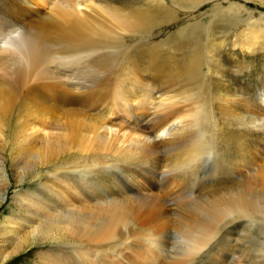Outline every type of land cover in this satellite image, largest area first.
Instances as JSON below:
<instances>
[{"label": "bare ground", "instance_id": "obj_1", "mask_svg": "<svg viewBox=\"0 0 264 264\" xmlns=\"http://www.w3.org/2000/svg\"><path fill=\"white\" fill-rule=\"evenodd\" d=\"M76 1L22 0L17 4L18 11L22 12L19 15L9 13L6 8L4 10L0 6V115H11L19 106L18 100L28 106H39L45 112L63 111V116H60L62 126L59 129L64 134L59 137L66 139L67 142L73 138L71 131L73 125L82 123L86 118H93L94 112L98 110L103 112L100 114L101 126L106 129L109 135L114 133V128L108 124L112 122V118L118 110L117 100L120 99L119 89L122 86H124V93L132 94L131 103H134L141 97L140 95V97H136L138 93L136 91L138 89L140 91L144 84L148 85L146 80L150 79L152 83L154 81L157 86L159 85L158 88L160 87L157 90L158 93H161L160 102L166 103V99L162 98L163 92L169 94L174 92L173 90L179 92L181 89H197L198 85L205 86L206 72L203 69L205 60L207 59V64L213 66L214 63L210 61L212 54L220 56L219 50L222 48L239 49L244 54L263 53L264 51V29L260 26V29H254L253 26L249 32H240V35L238 32L232 33L236 37L232 38L233 35L230 34V31L237 29L236 25L234 26L235 20L239 19L240 15L238 14L243 12V9L236 5L227 8L229 11H226L230 15L222 16L224 12H221L220 15L214 16L212 28L210 26L198 28L196 25L193 29L194 32H191L195 21L193 25L177 27L176 36L180 30L187 31V35L179 33L178 38L176 36L163 38L159 36L160 32L164 31L172 21L168 12L165 14L160 10L162 9L160 2L156 5L158 10H141L125 8L124 5V8L103 7L97 2L94 3V0H91L89 4L88 0ZM173 1L177 2L175 3L177 8L188 11L187 19L190 22L199 17V14L196 13L197 9L205 2L212 3L215 11L223 10L222 7L217 8L222 4L220 0ZM46 7L49 8L45 9ZM42 10H46V12ZM5 16L9 20L4 19ZM18 16L29 18L30 22L21 21L17 18ZM97 17H101L102 20ZM35 18L37 20L33 22ZM223 18L224 21L230 19V22L222 27L218 36L215 33L219 24L217 21L223 22ZM196 23H200V20ZM203 26L205 25L203 24ZM24 29V36L18 37L21 35L20 31ZM201 31H205L208 35H206L205 43L201 42L202 47L198 45L191 47L192 42L196 40L190 39V37L200 40L201 35L198 33ZM260 35L263 39H260ZM127 38L137 41L132 48L129 46L125 48V44L121 45ZM238 41L243 42L244 45L238 46ZM157 42L164 44L162 51L157 49ZM259 46H263V49ZM54 55H56L55 63H51L52 61L48 63L49 56ZM53 65L56 69L52 67ZM212 68L214 69V67ZM215 68L217 75H215L213 85L232 92L229 83L224 80L223 74L226 70L220 61H216ZM107 95L113 105L108 103ZM113 96L116 98L115 101ZM167 98L172 100L174 97ZM228 99L234 107L242 104L241 100ZM44 101L49 104L48 107ZM253 107L250 105L251 112L256 111ZM261 114L258 113L253 122L264 121V115ZM50 116L52 117V114ZM149 116L151 118L145 123H127V127L137 138L136 144L140 149L137 161L139 165L131 167V173L124 174L118 169L115 172L110 171L113 167L111 164L106 167L105 165L92 164V168L84 167L81 172L76 174V177L73 178L75 184H66L72 179L71 176L64 182H59V180L57 188L49 185L40 186L43 190L51 189L57 194V198H55L53 194H48V191L43 192L46 207L53 213L56 212L59 215L56 217L59 219L65 215L68 222L75 221V225L69 224L67 227L68 232H71L70 234L74 238L83 243L97 244V246L98 244L121 241H130V245L137 243L138 249L135 251L140 253V258L145 259L146 262H149L148 257H145L148 250L143 252L141 248L149 245L146 249H149L151 253L154 252V261L161 256L164 261L169 260L172 264H192V261L200 256V253L206 248L213 245L218 238V243L221 246L223 242H221L220 233L230 226H236L235 224L244 221L252 227H258L259 231H263L264 183L259 184L264 179V162L256 165L260 162L261 156L251 153L253 149L250 151L251 148L244 146V148L239 147L240 150L237 151L242 157L238 165L232 163V157L237 150L234 141H239L238 139L246 136V130H242L243 133L233 130L234 135L229 139V142L225 141L221 144L222 146H219L220 144L216 145V140L213 139V135L216 136L215 132L207 123L202 125L201 130L197 132L192 141L183 138L184 136H178L182 128L179 127L176 131L170 130L174 124H182L179 112L173 108H161L153 115L146 117ZM114 120L115 118H113ZM43 124L41 125L43 126ZM44 126L46 125L44 124ZM182 126L184 127V125ZM48 136L50 137V135ZM242 140L241 142H243ZM219 142L222 141L219 140ZM185 149H188L189 152L184 153L186 162L181 165L182 169L179 170L189 169L184 174L190 173V181L184 182L187 178L185 177L184 180L182 179L183 182L179 183L178 188L185 190L183 194H179V197L175 196L178 191L166 195L170 186L168 177H172L174 174L166 170L164 165H160L159 155L161 153L173 154L172 152L176 154ZM134 154L136 153L134 152ZM193 158L197 160L195 161L197 166L193 162ZM130 160L132 158L126 159V161ZM180 162L179 164H181ZM208 162H211L212 165L205 168L207 165L204 166V164ZM199 163L201 164L199 165ZM160 168L163 172H160ZM252 168H258L257 172H251L245 177L240 175L246 174V171ZM205 169L208 171L207 173ZM76 171L77 169L73 172ZM197 171L199 172L197 173ZM73 172L71 171L70 174ZM202 175L214 180L203 183L205 177L203 178ZM222 175L228 176L230 181H237L235 184L232 182V185L223 186L219 191L214 189L217 191L214 193L209 190L208 192L204 191L205 185L212 182L215 184V178ZM237 176L239 177L235 178ZM88 178H91L90 183L88 180L87 184L81 183ZM196 185H198L197 193L192 192ZM108 186L113 189H107ZM199 187L200 191H203V195L199 194ZM170 207L175 208V212L178 213L175 215L176 222L172 230L169 225L171 221L169 223L166 220V217L171 214L172 208ZM247 231L250 232V229ZM144 235L147 237L145 240H143ZM176 236H178L177 244L171 247L169 241ZM219 245L217 246L219 247ZM91 246L89 247L91 248ZM259 249L258 257L262 258L264 257V243L259 245ZM87 251L89 252V250ZM121 253L122 251H119L113 257H106V259H111L110 261L107 259L106 264H142L139 263V259L133 261L129 256H122ZM88 256L86 259H84L85 256L82 257L84 262L91 261L88 260ZM72 259L73 256L62 257V254L61 256H51L52 262L56 264H71ZM102 261L103 257H99L98 262L102 263ZM89 264L91 263L89 262Z\"/></svg>", "mask_w": 264, "mask_h": 264}, {"label": "rangeland", "instance_id": "obj_2", "mask_svg": "<svg viewBox=\"0 0 264 264\" xmlns=\"http://www.w3.org/2000/svg\"><path fill=\"white\" fill-rule=\"evenodd\" d=\"M21 1L22 0H0V6L3 7L4 10L6 8V11H9V13L19 15L21 10L18 11L19 9H17V4L21 3ZM62 1L77 2L76 0ZM89 2H91V0H88V4ZM93 2H97L98 5L103 7L114 6L117 8H124L125 6V8H137L141 10H158L156 5L160 2L162 7L160 10H162L165 14L168 12L167 14L171 15L170 19L173 22H170L169 26H167L164 31L160 32L159 36L163 38L176 36L178 26H187V24L193 25L194 22H198V20H200V23L195 22L191 32H194L193 29L196 25L198 28H208V26L212 28L214 16L220 15L221 12H224L222 16L230 15L227 13V11H229L227 8L229 9L231 5H236L243 9V12L238 14L240 15L239 19L235 20L234 23V26L236 25L238 30L236 29L234 31H230L231 35L235 34V32H238L239 35L240 32H249L253 26L254 29H264V22H262L264 21V0H220L222 4L220 6L218 5L217 8L222 7L223 10L216 11L212 3L205 2L202 6H200V8L197 9L196 13L199 14V17L194 18L195 20L193 19L191 22L187 19L188 11L177 8L175 5L177 2L173 0H94ZM47 8L49 7H46L45 9ZM42 11L46 12V10ZM211 15L213 16L211 17ZM3 18L8 19L6 16ZM17 18H19L21 21H25L26 23L30 22L29 18H24L22 16H18ZM97 18L102 20L101 17ZM209 19L211 20L209 21ZM247 19L249 20L247 21ZM35 20H37V18L33 19V22H35ZM224 20L225 19L223 18V22H218L219 20L217 21V24H219L217 25L218 27L216 28L217 31L215 33H217L218 36V33L221 32L222 27H224L227 22H230V19H226V21ZM203 24L205 26H203ZM179 33L180 35L182 33V35H187V31L180 30L177 34L179 35ZM20 34L21 35L18 37H23L25 34V29L21 30ZM178 35L176 38H178ZM198 35H201L200 40L199 38L190 37V39L196 40L192 42L191 47L195 45L203 46L205 43V38L208 36L207 33L205 31H201L198 33ZM210 37L212 38L211 34ZM234 37L235 36L233 35L232 38ZM261 38L262 36L260 35V39ZM186 41L189 42L188 39H186ZM135 42L137 41L127 38L121 45L123 46L125 44V48L128 46L132 48V46L135 45ZM201 42L203 44H201ZM238 42V46L244 45L243 42ZM156 45L157 49L162 51L164 44L157 42ZM259 47L263 49V46ZM222 49L219 50L220 56H214L212 54L210 61L214 63L213 66H211V64H207V59L205 60V66L203 68L206 72L205 86L202 87L201 85H198L197 89H181L179 92L177 90H173L174 92L169 94L166 93L167 95L163 92L162 98L166 99V103L160 102L161 93L157 92L160 87L158 88L159 85L157 86V83L154 81L152 83V80L150 79L146 80L148 85L144 84V87L142 86L144 89H140L141 92L139 89L136 91V93L138 92L136 97H141L134 103H131V99L133 97L132 94L128 95L124 93V86H122V88L119 89L120 99L117 100L118 110L116 115L113 117L115 120L113 121L112 118V122L108 124L115 130L113 131L114 133L112 135H109L106 129L101 126L102 121L100 114L103 112L100 110L96 111L97 113L94 112L93 118H86L82 123L73 125V129L71 130L73 132V138L72 140L68 141L69 143L66 141V139L59 137V135L64 134V132L59 129L60 126H62L60 116H63V111L59 112L55 110L53 113L47 111L45 112L41 110L39 106H28L27 104H24L22 101L18 100L19 106H17L11 115H0V264H54L55 262H52L51 256H61V254L62 257L73 256V262H71V264H89V262L91 264H106V261L108 262V260H111L109 258H107V260L106 257H113V255L119 251H122V256H129L130 260L133 261L139 259V263L142 264L144 262L145 264H172L169 260L164 261V258H161V256L157 258L156 261H154V252L152 251L151 253L149 249H146L149 246L147 244V247H142L141 249L143 252L148 250L145 254V257H148L147 259H149V262H146L145 259L140 258V253L138 254V252L135 251L138 249L137 243H131L130 245V241H121L112 243L110 242L111 244H98L97 246V244L83 243L77 238H74L70 234L71 232H68L67 227H69V224L75 225V221L68 222L66 219L67 217L63 214L60 219L57 218L56 216L59 215L56 212L53 213V211H50L49 208L46 207L42 195L44 194L43 192L48 191V194H53V197L57 198V194L51 191V189L43 190L40 186L49 185L57 188V182L59 180V182H64L71 176V182L68 181L66 184H75L73 178L76 177V174L81 172L84 167L92 168V164L105 165V167L111 164L113 167H111L112 169L110 171L115 172L118 169L124 174L131 173V167L139 165L137 164V161L139 160L140 149L136 144L137 138L133 136L132 131L127 127V123H145L151 118L150 116L146 117L147 115H153L155 111L165 107L173 108L179 112V116L182 119V124L176 123L170 130L173 129L176 131L179 127L182 128L178 136H184L183 138H186L187 140H194L195 135H197V132L201 130V127L204 123H207L211 127V130L215 132L216 136L213 135V139L216 140V145L220 144L219 146H222L221 144L225 141L229 142V139H231L234 135L232 133L233 130H237L238 132L246 130V136H244L246 140L244 137L241 138V136L237 134L241 139H238L239 141H234L237 143H235L237 150L232 157V163L238 165V162L242 159V157L240 152L237 153V151L240 150L239 147L244 148L245 146L249 149L251 148L250 151L253 149L251 153H254L257 156L259 155V157L261 156L260 158L257 157L260 159V162L256 165L262 164L264 162V121L253 122V120L258 113H262L261 115H264V111H262V109H264V51L263 53L254 54L245 53V55L244 53H241L239 49L232 50L230 47H224ZM55 57L56 55L49 56L50 59L48 58L49 60L47 59V62L50 63L52 61L51 63H55ZM216 61H220L221 65L225 68L226 71L223 74L224 80L225 82L229 83L230 87L232 88V92L224 89L222 90L213 85L215 75H217L215 68ZM55 65L52 67L56 69ZM212 67H214V69ZM169 96L174 98L169 100L167 98ZM107 98L108 103L113 105L108 95ZM113 98L115 101L116 98L114 96ZM228 98L241 100L242 104L234 107L230 104V100ZM127 100L128 102H126ZM44 103L47 107L49 106L46 101H44ZM250 105L255 107H253L256 110L255 112H251ZM60 109L63 110V108ZM42 113L45 114V116H43ZM49 113L52 114L53 118ZM96 115L97 117H95ZM227 115L230 117L228 118ZM43 123L46 126H44ZM41 124H43V126ZM55 124L57 125L55 126ZM182 125H184V127ZM116 131L117 133L115 134ZM124 132L125 134H123ZM251 132L254 134L252 135ZM48 135H50V137ZM166 137H168V135H166ZM219 140L222 142L220 143ZM241 140L243 142H241ZM62 145L69 146L65 147ZM186 151L189 152L188 149L180 150V152L176 154L172 152L175 154L174 156L170 153H161L159 155L161 160L160 165H164L166 170L174 174V176L168 177L170 186L166 195L174 194L176 191H178L175 196L179 197L180 193L183 194L185 192V190H181L178 187L180 186L179 183L183 182L182 179L184 180L185 177L187 178L184 180V182L186 180L187 182L190 181V173L187 175L184 174L187 173L189 169L180 171L182 169L181 165L186 162V157L183 156ZM134 152L136 154H134ZM202 157L203 155L201 158ZM128 158H132V160L126 161ZM195 161L197 160L193 158V162ZM179 162L181 164H179ZM200 164L201 163H199V165ZM205 165H207L205 168H208L212 164L211 162H208L205 163L204 166ZM75 169H77V171L74 173L73 171ZM257 170L258 168H252L247 170L246 174L240 175H244L245 177L251 172H257ZM71 171L74 174H70ZM160 172H163L161 168ZM198 172L199 171H197V173ZM205 172L207 173L208 171L206 170ZM204 177L205 175L203 178ZM206 177L202 181L203 183L214 180ZM238 177L239 176L235 178ZM215 180L218 184L216 182L215 184L212 182L211 184L205 185V192H208V190L212 193L217 192L223 186L225 187L232 185V182L235 184L237 181H230L228 176L223 175L216 177ZM90 181L91 178H88L85 182L81 181V183L87 184V182L90 183ZM191 181H193V179H191ZM262 183H264V179L259 185ZM158 185L157 189L159 188ZM196 188H198V185H196V187L193 189L194 191L192 192H196ZM107 189L113 188L108 186ZM202 192L203 191H200L199 187V194ZM203 194L204 193L201 195ZM184 197L185 196L183 195V198ZM174 209L175 208H172V210H170L171 214L166 217V220L169 223L171 221L169 224L171 226H169L170 230L174 228V224L176 222L175 215L178 214ZM242 222L243 223L239 222L235 224L236 226H230L220 233V237H223H221V242H223L221 245L222 247L219 245L220 243H218V238L213 243V245L200 253V256L192 261V264H264V257H258V251L260 250L259 245L264 243V230L259 231L258 227H252V225L249 223L244 221ZM248 229H250V232L247 231ZM145 238L147 237L144 235L143 240H145ZM177 241L178 236L172 238L169 241V244L171 247H174V244H177ZM83 245L85 247H82ZM217 245H219V247ZM89 246H91V248ZM87 250H89V252ZM83 256H85L84 259H86L88 256V260H91L92 262H84L85 260L82 259ZM99 257H103L102 263L98 262Z\"/></svg>", "mask_w": 264, "mask_h": 264}]
</instances>
